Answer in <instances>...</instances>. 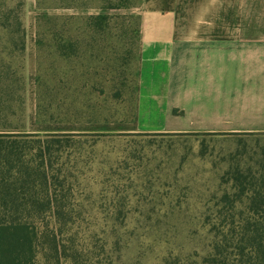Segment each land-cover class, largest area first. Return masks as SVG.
<instances>
[{"label":"trees","instance_id":"1","mask_svg":"<svg viewBox=\"0 0 264 264\" xmlns=\"http://www.w3.org/2000/svg\"><path fill=\"white\" fill-rule=\"evenodd\" d=\"M142 5L37 0L40 125L137 121ZM26 19L0 0V264H264V134L31 132ZM200 135L260 152L216 163L207 188L159 142Z\"/></svg>","mask_w":264,"mask_h":264},{"label":"crops","instance_id":"2","mask_svg":"<svg viewBox=\"0 0 264 264\" xmlns=\"http://www.w3.org/2000/svg\"><path fill=\"white\" fill-rule=\"evenodd\" d=\"M26 2L31 132L264 134V0H143L138 122L129 129L37 122L38 10Z\"/></svg>","mask_w":264,"mask_h":264},{"label":"rangeland","instance_id":"3","mask_svg":"<svg viewBox=\"0 0 264 264\" xmlns=\"http://www.w3.org/2000/svg\"><path fill=\"white\" fill-rule=\"evenodd\" d=\"M49 13L53 12L50 11ZM93 13L99 14L97 11L89 14ZM98 54L99 55L96 56H100L101 59L104 60L106 58L105 54L101 55V48H99ZM137 122L138 121H136L135 124ZM130 126L131 125H122V128L129 129ZM124 132L131 133L130 131ZM242 139L247 143H242ZM258 140H260V137H238L232 135L159 138V142H164V145L165 142H167V145H176L178 147L181 159L186 162L184 165V176L194 178L195 180L193 183L206 185L207 188H214V169L217 168L216 163L220 164L226 162L243 151H247L243 156H255L256 153L260 152L258 143L256 142ZM260 143L264 144V139H262ZM241 144L247 146V150H244Z\"/></svg>","mask_w":264,"mask_h":264}]
</instances>
